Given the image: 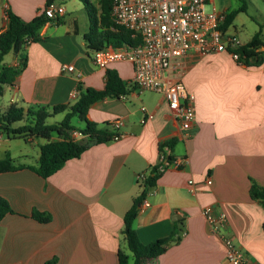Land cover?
<instances>
[{
  "label": "crops",
  "instance_id": "crops-1",
  "mask_svg": "<svg viewBox=\"0 0 264 264\" xmlns=\"http://www.w3.org/2000/svg\"><path fill=\"white\" fill-rule=\"evenodd\" d=\"M46 1L0 0V32L6 27V10L29 21L42 13ZM55 1L63 4L65 13L46 23L39 32L41 39L24 48L26 65L11 84L1 85L0 114L12 104H72L76 101L70 96L74 90L104 87L106 69L114 70L132 89L118 97L95 100L87 111L90 121H106L112 128V122L121 119L123 123L116 129L121 133L119 138L90 145L46 178L26 167L0 172V197L14 211L0 219V264H45L51 258L56 259L55 264H116L119 249L128 255V264H133L122 234L123 215L145 184L136 183V174L145 172L148 177L152 168L160 165L159 144L166 142L172 144L168 148L172 159L182 158L184 162L179 167L168 165L159 170L138 205L133 229L142 245L177 229L181 238L148 264H223L222 240L210 231L202 212L208 204L226 216L221 234L230 236L246 255L264 264V208L248 192L251 179L264 187V46L260 48V65L237 66L248 77L247 93L225 98L211 94L205 87L196 93L189 88L187 75L194 68L189 69L190 62L208 56L188 54L184 58L188 71L183 83L195 96V121L191 135L185 139L177 122L167 115L161 95L147 91L157 96L146 98L135 91L131 63L114 62L106 69L93 64V49L85 39L89 31L79 32L75 14L65 21L69 10L87 14L85 0ZM260 1L262 4L246 0V12L251 9L259 14L250 18L264 41V0ZM212 3L216 7L214 0ZM236 17L227 31L238 36ZM9 53L10 59L5 60ZM7 54L2 65L16 66L19 55L12 51ZM202 61L205 66L212 64ZM62 63L73 64L81 71V79L62 72ZM142 105L152 112V117L143 122ZM81 127L83 124L76 128ZM3 133L0 130V156L9 151L16 163L36 165L38 146L43 141H26L36 145L32 155L27 148L14 153L12 139L6 133L4 138ZM207 177L210 184L206 183ZM34 210L49 213L51 219L35 220L31 217Z\"/></svg>",
  "mask_w": 264,
  "mask_h": 264
},
{
  "label": "trees",
  "instance_id": "trees-1",
  "mask_svg": "<svg viewBox=\"0 0 264 264\" xmlns=\"http://www.w3.org/2000/svg\"><path fill=\"white\" fill-rule=\"evenodd\" d=\"M53 0H47L50 2ZM241 4L234 9L226 12L222 28L225 30L232 23L238 12H245L247 8L246 0H239ZM85 9L90 22L89 33L85 35L88 41V47L97 50L103 47L111 46L118 48L124 45L133 46L139 43V37L132 35V32L122 26L114 23L111 16V0H97L96 4L85 0ZM6 27L0 32V93L2 84H11L15 76L26 65V56L23 53L24 48L31 42L39 41L40 30L46 24L48 19L41 13L29 21H24L10 10H6ZM261 32L258 29L251 39L236 48L239 55L237 63L247 66H258L263 61L260 48L264 46L261 40ZM14 52L19 55V61L16 66L2 65L4 55L8 52ZM133 86V85H132ZM132 87L128 86L118 74L111 69L105 71V84L102 89L86 87L80 91L76 101L68 105L53 106H28L19 107L15 104L7 107L0 114V130L5 132L11 139L22 138L43 139L39 144V154L36 165H22L16 163L9 151H5L0 156V172H7L21 167H26L43 178L48 177L57 171L68 159L79 157L80 154L90 145L115 140L121 133L111 127L109 122L98 124L87 118L89 105L95 100L105 97H118L129 93ZM64 112L63 118L57 122H48V118L55 114ZM76 115L83 122V127L76 128L71 124L72 117ZM22 122L19 125L15 123ZM72 130L80 131L84 140L72 138L69 132ZM55 136L57 139H53ZM171 148V143H160V151L164 147ZM167 160H172L170 154ZM165 164H160L152 168L151 173L145 180L140 196L136 197L131 207L123 215L122 234L124 236L127 249L131 253L133 264H148L162 254L168 245L180 240L179 230H173L170 235L159 238L149 244L142 245L137 239L133 229V221L137 215L138 205L142 201L143 195L148 186H152L159 170L164 168ZM249 196L257 201L264 208V187L251 179L249 186ZM14 211L7 200L0 197V219L7 213ZM31 217L39 222H48L51 219L49 213L34 210ZM264 230V222L262 224ZM128 255L122 250L117 252L116 264H128ZM56 259L51 258L45 264H55Z\"/></svg>",
  "mask_w": 264,
  "mask_h": 264
},
{
  "label": "built area",
  "instance_id": "built-area-1",
  "mask_svg": "<svg viewBox=\"0 0 264 264\" xmlns=\"http://www.w3.org/2000/svg\"><path fill=\"white\" fill-rule=\"evenodd\" d=\"M111 16L115 24L122 26L139 37V43L118 48L111 46L93 50L91 60L100 69H106L114 62L131 63L133 75L131 83L138 94L149 91L161 95L167 104V115L177 122L182 138L191 135L195 121L194 93L188 91L183 83L187 72L184 58L188 54L209 56L227 53L235 61L239 55L235 51L241 45L239 38L222 28L226 12L218 10L212 0H111ZM211 10H206V3ZM6 6V3L4 4ZM65 13L63 4L55 0L46 2L42 14L49 23ZM241 64V63H239ZM62 72L74 73L81 79L82 73L73 64L62 63ZM74 90L70 96L78 97ZM141 122L152 117L145 106L140 107ZM121 119L112 122L113 128L122 125ZM70 137H82L78 130L69 132ZM168 147L160 151V164L179 167L184 160H167ZM147 174L139 172L136 183L145 182ZM191 183V181H189ZM206 183L211 179L207 177ZM140 185V184H139ZM144 205H147L143 201ZM210 231L218 234L224 246L223 264H259L246 255L230 236L221 234L226 223L224 212L217 211L213 205L202 209Z\"/></svg>",
  "mask_w": 264,
  "mask_h": 264
},
{
  "label": "rangeland",
  "instance_id": "rangeland-1",
  "mask_svg": "<svg viewBox=\"0 0 264 264\" xmlns=\"http://www.w3.org/2000/svg\"><path fill=\"white\" fill-rule=\"evenodd\" d=\"M214 1L217 9H223L224 7H228V9H234L241 4L239 0ZM259 2L260 4H262L260 0ZM206 10H211L210 2L206 3ZM251 11L252 10L250 9L248 12H238L237 17L234 20V24L237 28V37L241 42L248 40L252 33H254V31H257L256 25L250 17H252V15L259 14L255 13L254 11ZM74 14L78 17L79 32L82 33L85 30L89 31L90 22L87 14H82L81 12H70L69 10L68 14L65 16V21L68 22L69 17L71 18ZM88 26L89 28H87ZM10 56V53L7 54L5 56V60L10 59ZM202 60H209L212 62V64L209 66H205L204 61ZM238 65L239 63L232 59L231 56L227 53H220L217 55H210L208 57H204V59L199 58L192 60V62H190L189 69L193 67L194 68L187 75V79L190 78V83H188L189 88L196 93L198 88L205 87L208 92L217 96H221V98H225V96H233L234 94L242 95L243 93H247L249 87V81L247 79L248 77L243 71L244 69L237 67ZM140 94L142 96H145L146 98H153L157 96L154 95V93H149L147 91H144ZM1 107L2 101L0 100V110L2 109ZM63 115L64 112L57 113L53 117L48 118V122L60 121L63 118ZM21 123L22 122H18L15 123V125H19ZM71 123L76 127L81 126L83 124L76 115L72 117ZM3 134V137L6 138V134ZM38 140L44 141L43 139ZM11 144V149L14 153H17L21 150H24V148H27L28 154L32 155V152L36 150V145H31L22 138L12 139Z\"/></svg>",
  "mask_w": 264,
  "mask_h": 264
}]
</instances>
